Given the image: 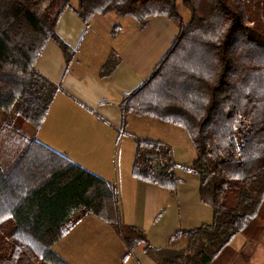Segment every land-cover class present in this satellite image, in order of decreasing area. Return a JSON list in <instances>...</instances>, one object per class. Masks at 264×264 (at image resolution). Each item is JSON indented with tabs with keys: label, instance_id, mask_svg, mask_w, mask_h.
I'll return each mask as SVG.
<instances>
[{
	"label": "trees",
	"instance_id": "obj_1",
	"mask_svg": "<svg viewBox=\"0 0 264 264\" xmlns=\"http://www.w3.org/2000/svg\"><path fill=\"white\" fill-rule=\"evenodd\" d=\"M71 1L0 0V264H71L54 246L87 215L117 230L127 247L121 264L141 244L158 264H230L238 234L259 241L264 233V0H184L187 22L177 0ZM69 8L87 25L109 13L142 26L165 15L179 25L152 75L124 95L123 127L132 113L187 132L196 158L183 167L198 175L211 222L155 246L143 227L124 222L117 187L29 134L62 90L37 69L39 56L54 40L68 67L75 57L56 31ZM117 62L111 55L101 73ZM135 139L132 174L177 188L183 179L172 147Z\"/></svg>",
	"mask_w": 264,
	"mask_h": 264
},
{
	"label": "crops",
	"instance_id": "obj_2",
	"mask_svg": "<svg viewBox=\"0 0 264 264\" xmlns=\"http://www.w3.org/2000/svg\"><path fill=\"white\" fill-rule=\"evenodd\" d=\"M183 6L182 11L189 10L184 1ZM182 17L185 22L190 20V16ZM115 27L118 32L113 34ZM56 31L75 51V57L68 67L61 47L50 40L37 60V69L62 90L34 133L36 138L117 187L124 222L143 227L155 246L167 245L179 229L211 222L213 211L200 199L198 175L182 171L196 157L187 132L180 126L132 113L123 127L124 95L152 75L179 35V25L157 15L142 26L135 18L116 13L96 14L87 25L69 8ZM111 55L118 62L103 74V65ZM136 137L172 147V159L179 165L177 174L183 179L177 188H164L132 174ZM263 240L264 233L259 241L238 234L232 242L236 255L230 264H236L241 251L247 249L251 255L246 256L245 264H264V249L259 245ZM54 250L71 264H121L127 247L113 226L87 215ZM126 264L158 263L141 244Z\"/></svg>",
	"mask_w": 264,
	"mask_h": 264
},
{
	"label": "rangeland",
	"instance_id": "obj_3",
	"mask_svg": "<svg viewBox=\"0 0 264 264\" xmlns=\"http://www.w3.org/2000/svg\"><path fill=\"white\" fill-rule=\"evenodd\" d=\"M183 1L184 0H177V4H178V6H179V9H180V12H181V14L183 15V16H190V18H191V10L189 9L188 11H189V13H190V15H186V12H188V11H182V10H184V6H183ZM71 3L72 4H76L77 3V0H72L71 1ZM24 121L23 120H19V122H18V126L20 127L21 126V124L23 123ZM25 125V124H24ZM26 126V125H25ZM28 130H29V134L30 135H34V133H35V130H34V128H32V127H30L29 126V128H28ZM195 156H196V152H195ZM196 158V157H195ZM182 171H184L185 173H190V174H192V175H196L194 172H192V171H190V170H188L187 168H184L183 167V170ZM183 173V172H182ZM100 220V219H99ZM241 237H244V236H241ZM244 239V238H243ZM238 243V242H237ZM250 244L251 245H256V242H250ZM259 245L261 246V248L262 249H264V240H263V242H261V243H259ZM236 246H240V244L238 243V244H236ZM253 247H255V246H253ZM251 250H243V251H241V256H240V258H239V261L238 262H236V264H245L246 263V261L244 260L245 258H246V256L247 255H251V252H250Z\"/></svg>",
	"mask_w": 264,
	"mask_h": 264
},
{
	"label": "built area",
	"instance_id": "obj_4",
	"mask_svg": "<svg viewBox=\"0 0 264 264\" xmlns=\"http://www.w3.org/2000/svg\"><path fill=\"white\" fill-rule=\"evenodd\" d=\"M160 162V164H163V162H164V159L163 158H161L160 160H159ZM168 171H170V168L168 169Z\"/></svg>",
	"mask_w": 264,
	"mask_h": 264
}]
</instances>
